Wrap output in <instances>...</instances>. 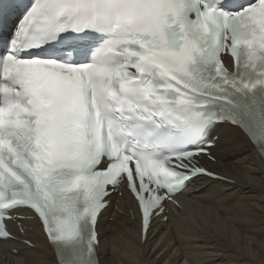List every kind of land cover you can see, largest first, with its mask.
<instances>
[{"label":"snow or ice","instance_id":"6c2138e0","mask_svg":"<svg viewBox=\"0 0 264 264\" xmlns=\"http://www.w3.org/2000/svg\"><path fill=\"white\" fill-rule=\"evenodd\" d=\"M0 33V243L31 214L49 264H101L114 190L146 239L166 202L216 178L199 160L222 138L264 160V0H0Z\"/></svg>","mask_w":264,"mask_h":264},{"label":"bare ground","instance_id":"6f19581e","mask_svg":"<svg viewBox=\"0 0 264 264\" xmlns=\"http://www.w3.org/2000/svg\"><path fill=\"white\" fill-rule=\"evenodd\" d=\"M221 144L215 149L220 161L213 166L229 182L197 184L199 224L173 219L142 244L135 223L116 216L117 223L109 224L114 217L106 214L99 224L103 264H264V160L242 134L222 138ZM38 244L39 249L16 245L18 255L0 254V264H49L51 249L41 237ZM10 246L0 243L7 251Z\"/></svg>","mask_w":264,"mask_h":264}]
</instances>
